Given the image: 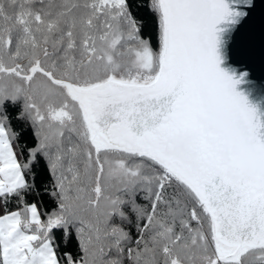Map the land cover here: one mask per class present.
<instances>
[{
	"label": "snow or ice",
	"instance_id": "obj_1",
	"mask_svg": "<svg viewBox=\"0 0 264 264\" xmlns=\"http://www.w3.org/2000/svg\"><path fill=\"white\" fill-rule=\"evenodd\" d=\"M255 0H0V264H264Z\"/></svg>",
	"mask_w": 264,
	"mask_h": 264
},
{
	"label": "water",
	"instance_id": "obj_2",
	"mask_svg": "<svg viewBox=\"0 0 264 264\" xmlns=\"http://www.w3.org/2000/svg\"><path fill=\"white\" fill-rule=\"evenodd\" d=\"M235 59L242 60L251 74L264 82V0H255L245 22L233 34Z\"/></svg>",
	"mask_w": 264,
	"mask_h": 264
}]
</instances>
